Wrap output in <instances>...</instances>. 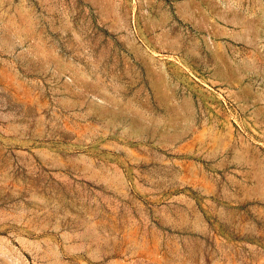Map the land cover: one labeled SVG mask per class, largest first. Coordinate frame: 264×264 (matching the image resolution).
<instances>
[{"label":"rangeland","instance_id":"1","mask_svg":"<svg viewBox=\"0 0 264 264\" xmlns=\"http://www.w3.org/2000/svg\"><path fill=\"white\" fill-rule=\"evenodd\" d=\"M187 1L0 0V264H264V0Z\"/></svg>","mask_w":264,"mask_h":264},{"label":"bare ground","instance_id":"2","mask_svg":"<svg viewBox=\"0 0 264 264\" xmlns=\"http://www.w3.org/2000/svg\"><path fill=\"white\" fill-rule=\"evenodd\" d=\"M211 2L215 3L214 0H210ZM232 16L231 19L234 20V17L237 19L238 17L242 18L244 20V18L240 15H237L235 11H231ZM184 14L189 17L190 20L196 21L199 25V27H202V22H210L213 26L212 20L210 18V16L207 15V13L205 11L202 10L201 4L200 2L197 3L194 0H188L187 4L185 5V11ZM230 15V13H229ZM231 19H228L229 21H231ZM236 21V20H234ZM220 30V29H219ZM251 33L253 34V41H256L255 44L257 45V39L259 37V35L261 34V27L260 24L258 22L255 23V28L254 30L251 31ZM219 54V62L222 65V68L220 69L221 73L224 74H229L232 70H230L228 68V65L231 64V62L225 58L222 57V55H224V52L222 51H218ZM147 63V68L150 69L151 68V63L149 60H146ZM160 74L162 76V80L164 83H166V78H165V73L163 71H160ZM168 86L166 87V89L164 90V107L166 109H168L170 112L174 113V115L176 116V118L180 121H184L186 122V120H188L193 111L192 108L190 106V102H185L179 105H175L173 106L174 101L172 100V98L174 97V93L173 91H175V89H167ZM241 93L242 95L240 97H238L239 102L243 101L245 99V97L248 94V87L245 86L241 89Z\"/></svg>","mask_w":264,"mask_h":264}]
</instances>
